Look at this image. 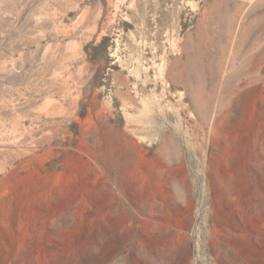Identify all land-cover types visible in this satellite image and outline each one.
Instances as JSON below:
<instances>
[{"label": "rangeland", "instance_id": "374dc122", "mask_svg": "<svg viewBox=\"0 0 264 264\" xmlns=\"http://www.w3.org/2000/svg\"><path fill=\"white\" fill-rule=\"evenodd\" d=\"M0 264H264V0H0Z\"/></svg>", "mask_w": 264, "mask_h": 264}]
</instances>
